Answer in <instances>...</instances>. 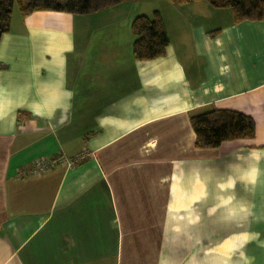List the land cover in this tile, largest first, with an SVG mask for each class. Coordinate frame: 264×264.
<instances>
[{
    "label": "crops",
    "instance_id": "obj_1",
    "mask_svg": "<svg viewBox=\"0 0 264 264\" xmlns=\"http://www.w3.org/2000/svg\"><path fill=\"white\" fill-rule=\"evenodd\" d=\"M166 2L13 12L0 41V264H264V21ZM155 12L169 46L136 61L132 22ZM212 108L251 117L255 139L197 150L190 117Z\"/></svg>",
    "mask_w": 264,
    "mask_h": 264
},
{
    "label": "trees",
    "instance_id": "obj_2",
    "mask_svg": "<svg viewBox=\"0 0 264 264\" xmlns=\"http://www.w3.org/2000/svg\"><path fill=\"white\" fill-rule=\"evenodd\" d=\"M151 0H0V41L10 32L14 8L22 17L36 12H55L74 16H89L127 3ZM175 7L205 2L216 10H229L235 25L264 21V0H165ZM134 36L133 57L139 62L162 58L169 46V38L161 15L138 16L131 25ZM213 34V33H212ZM21 117V116H19ZM197 150L218 149L224 143L252 141L256 137L254 120L242 113L212 108L191 115Z\"/></svg>",
    "mask_w": 264,
    "mask_h": 264
},
{
    "label": "built area",
    "instance_id": "obj_3",
    "mask_svg": "<svg viewBox=\"0 0 264 264\" xmlns=\"http://www.w3.org/2000/svg\"><path fill=\"white\" fill-rule=\"evenodd\" d=\"M90 154L85 152L80 155H78L76 158L70 159L65 156H61L59 158L53 159V160H39L36 161L31 169L27 172H24V175H31V176H41L43 173L48 171L51 168L57 167V166H65L69 169L73 168L75 165L87 160L89 158Z\"/></svg>",
    "mask_w": 264,
    "mask_h": 264
},
{
    "label": "rangeland",
    "instance_id": "obj_4",
    "mask_svg": "<svg viewBox=\"0 0 264 264\" xmlns=\"http://www.w3.org/2000/svg\"><path fill=\"white\" fill-rule=\"evenodd\" d=\"M161 1H163V3H167L165 0H161ZM142 3H144V2H142ZM154 3H160V2H154ZM14 14L19 15V10L17 7L14 8Z\"/></svg>",
    "mask_w": 264,
    "mask_h": 264
}]
</instances>
